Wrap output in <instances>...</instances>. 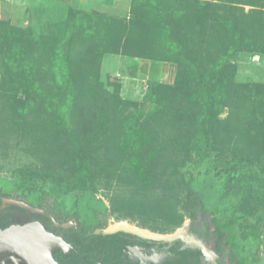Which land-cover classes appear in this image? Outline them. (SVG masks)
Returning a JSON list of instances; mask_svg holds the SVG:
<instances>
[{
  "label": "trees",
  "instance_id": "1",
  "mask_svg": "<svg viewBox=\"0 0 264 264\" xmlns=\"http://www.w3.org/2000/svg\"><path fill=\"white\" fill-rule=\"evenodd\" d=\"M174 1L130 0L129 22L124 17L68 7L61 37L29 35L0 18V70L7 84L31 88L39 97L45 94L56 108L46 124L30 129L26 138L61 166L69 156L66 166L85 183L82 189L70 191L31 171L15 177L0 173V194L52 207L64 217L75 218L89 232L106 225L109 210L89 184L91 178L117 175L133 188L135 194L129 200L110 206L117 218L147 214L167 204L160 181L177 145L188 158L176 165L181 181L174 210L191 220L200 213L209 216L210 239L231 264H264L259 253L264 215L257 210L264 207V168L244 157L217 162L211 155L214 142L210 134L211 120L231 103L237 110L231 132L241 135L246 126L248 132L252 130L253 147L263 153L264 161V89H259L254 100L232 84L231 60L243 39L255 36L257 31L252 30L256 27H250L247 35L243 25L230 19L226 42L220 38L201 47L192 40L194 9ZM32 44L35 56L28 51ZM117 52L143 63H177L174 85L153 80L145 112V103L138 109L135 101L119 99L116 110L105 116L90 106L83 113L77 106L81 96L95 86L102 55ZM176 103L174 120L188 130L186 144L183 138L180 143L163 142L159 131L146 121L148 113L155 117ZM127 107L129 112H124ZM5 129L0 122V140ZM252 198L256 202H251L253 211L248 213L244 204Z\"/></svg>",
  "mask_w": 264,
  "mask_h": 264
},
{
  "label": "rangeland",
  "instance_id": "2",
  "mask_svg": "<svg viewBox=\"0 0 264 264\" xmlns=\"http://www.w3.org/2000/svg\"><path fill=\"white\" fill-rule=\"evenodd\" d=\"M175 1L178 3V0ZM180 3L194 9L192 29L195 33L192 40L201 47L209 41L216 43L220 38L226 42L227 21L230 19L237 20L240 25H243L247 35H250V27L252 29L256 27V30H252L255 33L257 31L255 36L251 38L246 36L243 39L245 42L241 44L240 50L231 60L234 71L232 84L235 88L238 87V91L243 95L246 94L255 100L254 97L259 94V89H264V0H180ZM67 11L68 7L64 8L59 18L44 28L22 29L29 35L61 37L65 31ZM124 18L129 22L131 19L129 11ZM216 28L218 38L215 37ZM260 32L263 34L258 35ZM28 51L35 56L33 44L32 47H28ZM135 59L137 58L120 52L104 53L94 78L95 86L83 92L77 107H82L85 113L88 112L86 108L90 106L94 108L95 113L101 112V116H105L116 110L119 99H128L135 101L138 109L141 108L142 103H145L142 109L144 112L147 111L150 104L148 100L150 83L155 80L170 86L174 85L178 65L175 62H160L151 68L149 67L151 62H146L143 68L144 63L141 62V66L137 65L134 62ZM3 78L0 70V122L6 127V132L3 133L4 138L0 140V173L7 177H15L31 171L61 188L70 191L82 189L85 186L84 180L81 181L80 177H77L78 173L76 176L73 175L74 172L66 166L69 156L65 155L66 157L62 160L65 164L61 166L59 161L56 163L50 161L46 153L39 150L41 146H36L31 138H26L30 129L45 125L49 114L56 111L53 101H46L45 94L39 97L31 88L23 89L17 85L12 88L7 84V78ZM102 97H107L108 101L100 102ZM103 103L106 105L103 106ZM178 107L179 104L176 103L175 106L164 108L163 112L155 117L149 113L146 115L147 123L159 131L163 142L172 140L180 143L181 138L186 139L184 144L189 141L188 130L178 120H174ZM124 112H129V108L127 107ZM236 116L237 110L230 103L226 104L215 120L212 118L210 129L211 140L214 142L212 158L217 159L218 162L244 157L264 168L263 153L253 147L255 142L252 137L253 131L248 132L246 126L241 135L238 132H231V126L237 122ZM174 147L176 151L168 161L169 170L160 181L162 197L167 200V204L165 206L162 204L158 209L147 214L137 213L131 217L117 218L115 214H111L110 206L113 202L129 200L134 193H131L133 188L130 184L124 183L125 181H120L117 175L108 179L105 176L91 178L89 184L93 186L96 196L101 198L109 208L105 225L108 230L115 231L123 225L127 229L143 233L172 235L185 225L188 217L180 215L174 209L181 181L176 165H182L188 157L184 155V152L181 154L177 145ZM51 202L52 200H48V203ZM251 202L255 203L256 200L252 198L244 204L248 213L253 211ZM257 210L264 215V207L260 206ZM261 230L259 253L264 257V217Z\"/></svg>",
  "mask_w": 264,
  "mask_h": 264
},
{
  "label": "flooded vegetation",
  "instance_id": "3",
  "mask_svg": "<svg viewBox=\"0 0 264 264\" xmlns=\"http://www.w3.org/2000/svg\"><path fill=\"white\" fill-rule=\"evenodd\" d=\"M32 223L42 225L69 247L68 251L59 249L53 253L58 264H231L217 252L209 235L210 218L203 213L195 220L188 218L179 231H182L183 239L195 235L206 241L211 250L206 255L196 248H184L183 239L165 241L168 235L136 230L110 231L106 226L85 232L75 218L64 217L52 207L31 204L16 195L0 194V232L11 226ZM0 264L30 263L8 255L0 259Z\"/></svg>",
  "mask_w": 264,
  "mask_h": 264
},
{
  "label": "water",
  "instance_id": "4",
  "mask_svg": "<svg viewBox=\"0 0 264 264\" xmlns=\"http://www.w3.org/2000/svg\"><path fill=\"white\" fill-rule=\"evenodd\" d=\"M118 230L133 231L125 227H119L116 231ZM164 239L169 243L183 239L182 231H176ZM183 240L185 241L184 248H196L205 255L211 252L208 243L195 235H190ZM59 249L68 251L69 247L61 238L54 236L38 223L11 226L0 232V259L4 256L15 255L30 264H58L53 258V253Z\"/></svg>",
  "mask_w": 264,
  "mask_h": 264
},
{
  "label": "crops",
  "instance_id": "5",
  "mask_svg": "<svg viewBox=\"0 0 264 264\" xmlns=\"http://www.w3.org/2000/svg\"><path fill=\"white\" fill-rule=\"evenodd\" d=\"M66 7L124 17L129 11V0H0V18L8 19L21 28L41 29L59 18ZM134 62L137 65L141 63L140 59H135ZM150 64L151 68L156 66L154 63Z\"/></svg>",
  "mask_w": 264,
  "mask_h": 264
}]
</instances>
